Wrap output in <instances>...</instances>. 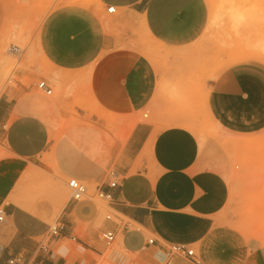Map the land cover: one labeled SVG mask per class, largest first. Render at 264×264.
<instances>
[{
	"label": "crops",
	"instance_id": "obj_1",
	"mask_svg": "<svg viewBox=\"0 0 264 264\" xmlns=\"http://www.w3.org/2000/svg\"><path fill=\"white\" fill-rule=\"evenodd\" d=\"M95 2L96 9L69 5L50 11L38 28L41 54L58 71L85 78L88 93L102 112L129 119L148 108L154 116L163 109L164 99L161 92H154L150 69L133 48L135 32L167 49L186 47L206 23L204 1ZM108 7L114 12L106 13ZM154 78L160 79L158 75ZM263 87L260 71L246 64L228 68L206 83L209 113L229 130H253L264 123ZM29 94L32 88L25 91L21 87L0 94V264H90L91 254L96 252L87 240L94 237L89 230L83 239L74 234L79 224L94 221L93 206L69 199L63 203L60 196L52 200L23 198L20 185L31 170L55 182L59 189L75 179L108 192V207L136 228L129 229L127 222L118 231L119 226L106 219L100 231H118L128 250L140 252L150 247L142 231L170 244L189 241L175 232L184 226L172 223L169 217L182 222L183 213L205 212L213 199L207 193L198 199L210 185L207 177L194 174L198 148L190 131L171 118L152 117L158 122L135 123L122 143L111 144L105 121L90 116L64 130L49 145L41 127L52 123L29 111L25 97ZM74 111L79 120L85 118L86 113ZM154 124L166 127L153 131ZM110 172L116 180L113 188L107 187ZM51 225L59 227V235L49 239L47 250L41 251L39 246ZM61 240L72 241L77 247L72 251L60 248L57 256L52 244ZM153 240L151 247L163 246ZM257 248L255 245L252 250L255 256L241 264H261Z\"/></svg>",
	"mask_w": 264,
	"mask_h": 264
},
{
	"label": "rangeland",
	"instance_id": "obj_2",
	"mask_svg": "<svg viewBox=\"0 0 264 264\" xmlns=\"http://www.w3.org/2000/svg\"><path fill=\"white\" fill-rule=\"evenodd\" d=\"M73 1L0 0V94L8 88L21 87L25 91L32 88V94L25 95L29 111L42 117L43 121L49 118L52 123L41 127L46 131L49 145L62 130L81 124L90 116L105 121V131L111 144L122 143L135 123L158 122L152 117H168L180 123L197 142L194 174L207 177L213 188V194L208 197L213 199L210 209L205 212L189 210L183 213L182 222L177 217H169L172 223L184 226V230L175 232L189 238V241L179 245L192 249L196 262L176 256L172 264H241L244 259L255 256L252 251L255 245L261 264H264V123L250 131L224 128L209 113L205 88L207 82L235 65L246 64L260 71L264 77V65L258 61L234 62L236 57L245 53L258 56L262 60L259 61L264 62V0H203L207 15L203 30L194 42L178 50L164 48L144 33L135 32L137 40L133 48L149 67L153 76L151 87L155 93L161 92L164 107L154 116L145 108L129 119L102 112L89 95L85 78L58 71L41 55L38 47L41 21L50 11L72 5ZM87 4L98 8L95 0H87ZM10 46L17 47L19 53H9ZM41 68L45 72L38 71ZM157 75L160 77L158 81L154 78ZM39 82L50 88L49 95L38 90ZM74 109L86 113L85 118L79 120ZM165 127L154 124L152 128L158 131ZM45 164L49 165V161L46 160ZM40 179L45 186L43 195L33 192L26 195L28 188L24 183L20 185L21 193L28 198L55 199L57 195L50 184L56 183L49 178L43 179V176ZM81 184L86 187L87 194L78 201H88L96 218L91 223L79 224L74 234L83 239V234L89 230L94 236L87 239L96 250L91 254L90 264H160L157 258L162 247L170 243L158 235L140 230L146 239H156L163 246L158 250L150 245L140 252L129 251L124 246L125 250L117 232L127 222L129 229L136 226L112 211L107 199L96 194L93 184ZM207 192L208 189L201 192L198 199ZM68 199L72 200L70 191L62 184L60 200L65 203ZM106 219L119 226L110 245H105L100 239V234L107 231H100ZM52 227L58 228L59 235V227ZM45 240L46 237L43 242ZM126 244L129 245L130 241ZM75 247L77 245L72 241L61 240L52 244V251L58 256L60 248L72 251Z\"/></svg>",
	"mask_w": 264,
	"mask_h": 264
},
{
	"label": "built area",
	"instance_id": "obj_3",
	"mask_svg": "<svg viewBox=\"0 0 264 264\" xmlns=\"http://www.w3.org/2000/svg\"><path fill=\"white\" fill-rule=\"evenodd\" d=\"M113 12H114L113 7H108L106 9V13L108 14H111ZM8 52L11 54H17L19 53V50L15 46H10ZM37 88L38 90L43 91L46 95H49L51 92L48 86L44 82H39ZM113 177H115V175L112 172H110L109 183L107 184L108 188H113L116 185V180H114ZM66 186L70 191V198L74 201H78L83 195L87 194L86 187H84L80 182H78L75 179H69L66 183ZM95 191L98 196L107 199L108 202L111 200V196L108 192H103L99 187H96ZM2 218H3V214L0 211V221H2ZM57 235H58V228L57 227L50 228L46 235V240L43 242V245L40 246V249L45 251L47 249L46 242ZM115 238H116L115 231L107 230V231H103L100 234V239L103 241V243H105V245H110L115 240ZM153 243H154L153 239L146 240L147 246L152 245ZM176 256H180L184 259H189L190 261L196 263L193 250L190 249L189 247L179 244H170L162 247V252L157 259L160 262V264H172V259ZM9 263H11V261H9Z\"/></svg>",
	"mask_w": 264,
	"mask_h": 264
},
{
	"label": "bare ground",
	"instance_id": "obj_4",
	"mask_svg": "<svg viewBox=\"0 0 264 264\" xmlns=\"http://www.w3.org/2000/svg\"><path fill=\"white\" fill-rule=\"evenodd\" d=\"M73 4L72 5H79V6H83V7H88V4H87V0H74L73 2H72ZM38 47H39V45H38ZM42 55V54H41ZM42 57H43V59H44V61L47 63V64H50L45 58H44V56L42 55ZM249 60V61H253V60H255V62L256 61H258L259 63H261V64H263L264 65V62L262 63L261 61V59H259V57L258 56H255V55H251V54H244L243 56H239V57H236L235 58V60H234V62L235 61H244V62H246L245 60ZM259 60H261V61H259ZM6 61V60H5ZM238 64H241V63H238ZM51 65V64H50ZM2 68V67H1ZM43 71V72H45V69L43 68H41V69H39L38 71ZM63 132V130L59 133V135L61 134ZM40 176H41V174H39V173H37V174H35V172L33 171V170H31L29 173H27L26 175H25V178H24V180H23V182L22 183H24V186L26 187V189L28 190V192H27V194L26 195H28V194H32V192L34 193V194H37V195H43L44 194V190H45V186H44V183L43 182H41V180L42 179H40ZM51 186H52V190H53V192L57 195V196H61V189H59L58 187H57V185L56 184H54V183H51L50 184ZM30 190V191H29ZM208 192H209V194L208 195H211V193L213 192V188L210 186V187H208ZM207 192V193H208ZM213 194V193H212ZM26 195L24 194L22 197L23 198H25L26 197ZM115 255H117V254H115Z\"/></svg>",
	"mask_w": 264,
	"mask_h": 264
}]
</instances>
